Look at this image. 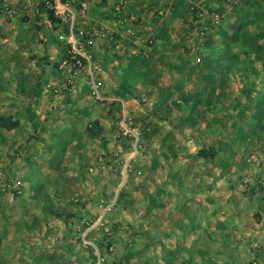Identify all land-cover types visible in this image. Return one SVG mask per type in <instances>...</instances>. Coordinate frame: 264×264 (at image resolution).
<instances>
[{
  "label": "rangeland",
  "instance_id": "374dc122",
  "mask_svg": "<svg viewBox=\"0 0 264 264\" xmlns=\"http://www.w3.org/2000/svg\"><path fill=\"white\" fill-rule=\"evenodd\" d=\"M247 2L251 4L248 6ZM104 3L107 0L91 4L87 12L91 24L117 31L131 28L133 34L123 38L114 33L97 40L106 41L109 54L138 58L137 64L151 66L152 71L144 74L157 75L155 79L162 76L167 80L166 84L161 81L162 85L151 88L145 97L138 91L139 99L134 103L136 116L128 120L123 113L125 108L122 110L120 104L115 106L106 98L114 93L113 87L111 91L110 87L104 88L99 71H95L96 81L100 84L99 99L92 95L83 74L80 76L86 85L82 97L88 99L90 107L96 105L101 109L107 115V121L113 124L109 142L114 146L108 150L110 147L106 136L101 135L99 119L83 122L82 131L87 134L59 136L55 154L56 158L62 155L63 142L74 145L77 142L78 146L83 143L95 152L101 147L99 149L104 152L95 158L97 164L83 168L88 173L86 177L82 175L86 184L81 186L75 182L81 179L80 176L69 174L70 181L75 180L68 187L60 183L52 187L47 181L34 196L23 197L21 183L19 195L0 192V264H99L91 243L98 246L103 258L100 264H147L146 255L152 247L144 246L143 241L135 245L133 239L129 241L128 238L131 225L127 212L131 211V206H140L136 205L140 199L133 193L141 189L136 178L146 172L144 168L136 169V162L132 161L136 155L142 158L138 164L151 160L154 144L164 142L174 146L176 152L172 160L184 161L194 177L199 176L196 182L191 179L177 183L178 187L186 191L198 190L202 194L217 192V225L225 218L231 217L232 221L234 264H264V0H136V3L125 0L119 6V12L115 9L117 0L107 3H112L108 8ZM130 7L131 11L128 10ZM104 8L110 12L103 17L107 20L103 23L99 17ZM118 18L123 26L119 30L114 25H118ZM42 19L40 26L24 21L22 24L35 33L44 32L45 37H37L35 41L45 52L53 46L54 52H46V57L40 58H46L57 71L55 55L64 49L65 40L60 39L53 21L45 16ZM175 31L180 34L176 35ZM160 33H166V42L174 51L185 48L184 55L178 57L185 61H179V64L185 69L191 68L189 71H175L171 64L176 57L174 54L168 55L167 59L172 60L166 68L165 59L157 51L152 53L158 46ZM10 40L19 45L17 38ZM208 45L216 50L211 54V60L193 53L196 46ZM26 47L24 44L22 50L26 51ZM35 57L33 53L27 55L29 61ZM93 61L100 64L97 57ZM198 64L201 66L199 71L195 70ZM160 66L163 74L159 71ZM177 73L186 81L171 86L169 80L176 79ZM160 91L164 102H152ZM147 112L161 114L157 117L161 124L158 125L155 119L144 120L141 116ZM152 124L164 128L167 133L156 134L152 126L147 131ZM97 127L98 134L91 133L90 130ZM124 127L136 134L124 133ZM116 145L124 150L119 151ZM208 148L215 152L213 160L197 155L199 149ZM18 149L16 156L22 157L23 148ZM0 170L17 181L7 175L4 167L0 166ZM102 171L104 176L93 179ZM185 176L187 179L189 173ZM113 199L116 203L106 214L103 226L89 227L83 221L92 224L99 215L98 204ZM121 223L126 226L123 232L120 231ZM216 233V255L228 257L220 244L223 232L217 227ZM109 244L113 245L112 251L108 250ZM136 250L143 252L136 254ZM129 252L135 255L134 262L130 260Z\"/></svg>",
  "mask_w": 264,
  "mask_h": 264
},
{
  "label": "crops",
  "instance_id": "0c3cea01",
  "mask_svg": "<svg viewBox=\"0 0 264 264\" xmlns=\"http://www.w3.org/2000/svg\"><path fill=\"white\" fill-rule=\"evenodd\" d=\"M110 1L107 0V3ZM107 3L104 4L108 8V5L112 3ZM246 4L249 6L251 2ZM107 8L102 9L100 13L99 19L103 23L107 22L103 17L110 12ZM128 10L131 11V7ZM114 25L118 30L123 27L115 23ZM15 27L18 29L14 30ZM28 29L29 27L23 25L20 20L8 22L0 18V117H10L11 120L17 121V125L11 129L0 127V166L4 167L7 175L22 184L23 197L32 194L34 196L47 181L52 187L55 183L68 187L75 180L70 181L69 174L80 176L81 179L75 180V182L81 183V186L83 183H87L85 179L84 182L82 181L84 176H88L83 168L89 167L91 163L97 164L95 158L104 152L103 149H99L101 147L97 148L99 154L96 155L97 152L87 149L88 145L86 144L82 143L81 146H78L77 142L75 145L73 142L70 144L63 142L60 152L62 155L56 158L55 154L58 152L56 142L59 136L78 135L82 137L87 134L86 131H82L83 122L99 119L101 135L106 136V141H108L106 143L110 147L108 150H112L111 147L114 146L112 142H109L113 124L107 121V115L101 109L96 105L90 107L88 99L82 97V91L86 89L82 77L77 79L71 92L64 94L55 92L56 89L60 90L61 79L52 64L46 58H40L45 56L46 52L52 54L53 46L46 52L42 50L40 44L35 41L37 33ZM175 32L176 35L180 34V31ZM14 38L20 41L19 45L21 44V46L13 44L10 39ZM157 38L158 46L152 49V53L157 51L160 57L165 59L164 66L166 68L169 67L172 60L167 59L168 55L174 54L176 57L171 64L176 68L175 71L182 72L191 69L189 67L185 69L184 65L179 64V61H185V59L179 60L178 58L182 54L184 55L185 48L182 51H174L173 46L170 48L168 46L170 44L166 42V33L164 35L160 33ZM210 43L211 39L208 44ZM22 44L27 45L26 51L22 50ZM107 45L105 40L99 39L92 48L93 58L97 57L100 61V66L97 65L98 70L96 71L100 72L104 88L110 87L111 91L113 87L114 93L107 95L106 98L111 100L115 106L120 104L122 110L125 108L123 113L129 120L136 116L134 103L139 99L138 91H142V96L145 97L151 88L162 85V82L166 84L167 80L162 76L155 79V77L158 78L157 75L151 77L144 74V72H151L152 67L143 63L137 64L136 59L138 58H123L118 53L109 54ZM196 48L193 53L196 56L205 57V59L207 56L208 60H211V54L216 51L209 45L200 48L196 46ZM61 52L57 55L54 53L57 61ZM28 53L36 54L35 59L29 61ZM161 68L162 66L159 67L160 72ZM199 69L201 66L198 64L195 70L199 71ZM110 71L112 74L109 73ZM171 73L173 74V70ZM178 74L174 75L176 79L169 80L171 86L176 84L175 82L186 81L181 80L182 77L179 78ZM152 102L158 104L164 102V95L161 91L154 96ZM158 116L161 114L150 115L147 112L141 117L144 120L148 119L147 121L155 119L159 125L161 122L157 121L159 120ZM183 116L187 117L185 114ZM158 125L152 124L145 129L149 131L152 126L154 128L152 131L156 134L163 133L164 128H159ZM166 133L164 132L163 135ZM18 148H23L22 157L16 156ZM116 148L119 151L124 150L117 145ZM152 151L154 154L150 155L151 160L142 161L140 163L142 166L138 164V161L142 160L140 155H136L132 161L136 162L137 165H134L136 169L144 168L146 172L143 171L142 175L136 178V183L140 181L141 189L133 192L136 199H140L136 204L140 206H131V211L127 212L130 215L129 224L131 225L128 230L129 241L133 239L135 245H139L138 243L143 241L144 246L152 247V251L146 255L145 262L147 264H202V262L203 264L218 262L234 264L232 221L231 217L230 219L225 218L219 221L220 225H217L216 215L219 209L215 202L219 197L217 192L202 194L198 190H182L176 185L177 183L191 179L196 182L199 176L194 177L193 171L187 168L184 161L171 159L176 152L172 144L155 143ZM186 172L189 173L187 179H185ZM83 174L84 176H82ZM98 174H95L93 179L105 175L103 171ZM131 183L134 181L131 180ZM202 198L204 201L201 200ZM142 204L144 206H141ZM86 210L89 212L88 206ZM125 211L123 209L122 212L125 213ZM217 227L223 232L220 244L224 247V254H227L228 257L221 254L220 256L216 255L218 252L215 238ZM120 228L121 232L126 230V226L122 223ZM241 228L243 227L241 226ZM153 247L156 250L155 248L153 250ZM140 251L143 252V250ZM140 251H137L136 254L141 253ZM128 255L134 262L135 255L131 252Z\"/></svg>",
  "mask_w": 264,
  "mask_h": 264
},
{
  "label": "built area",
  "instance_id": "2783aa9c",
  "mask_svg": "<svg viewBox=\"0 0 264 264\" xmlns=\"http://www.w3.org/2000/svg\"><path fill=\"white\" fill-rule=\"evenodd\" d=\"M97 0H0V18L5 21H24L33 23L36 26L42 24V18L45 16L57 26L60 39L65 40L64 49L58 59L57 71L61 76L60 90L71 92L82 76L90 86L92 95L99 99V83L95 78L97 64L93 61L92 47L98 38L113 36L118 33L120 37L133 34L131 28H125L121 31L109 30L106 26H97L91 24L87 12L92 3ZM125 0H117L116 11ZM116 12V16L119 15ZM116 23L120 25L121 19ZM37 37L43 39L44 32H37ZM133 43H136L134 40ZM56 92L59 89L55 90ZM123 132H132L124 127ZM136 134L135 132H132ZM137 139V137H136ZM0 192H6L13 196L21 193L20 183L2 173L0 170ZM116 200L100 202L98 204L99 215L92 224L83 220L89 227H99L104 225L106 214L114 207ZM101 242V241H99ZM94 253L97 256L98 263L102 261V256L98 250L97 244L91 243ZM108 250H113V245H108Z\"/></svg>",
  "mask_w": 264,
  "mask_h": 264
},
{
  "label": "trees",
  "instance_id": "16d2710c",
  "mask_svg": "<svg viewBox=\"0 0 264 264\" xmlns=\"http://www.w3.org/2000/svg\"><path fill=\"white\" fill-rule=\"evenodd\" d=\"M188 100V98H186ZM97 124V123H96ZM17 125V121L11 120L10 117H0V127L5 129H11ZM93 134H98V127L96 129L90 130ZM197 155L201 158L213 160L215 152L212 148L208 149H199Z\"/></svg>",
  "mask_w": 264,
  "mask_h": 264
}]
</instances>
